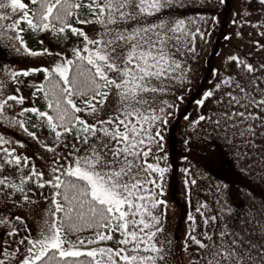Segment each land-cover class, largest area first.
Returning a JSON list of instances; mask_svg holds the SVG:
<instances>
[{
  "label": "snow or ice",
  "instance_id": "1",
  "mask_svg": "<svg viewBox=\"0 0 264 264\" xmlns=\"http://www.w3.org/2000/svg\"><path fill=\"white\" fill-rule=\"evenodd\" d=\"M253 2L264 12V0H247L239 26L264 29L248 19ZM178 7L183 0H0L4 48L55 57L22 72L0 66V127L28 138L0 133V226L11 238L0 241V264H174V240L165 228L163 133L177 105L166 97L190 83L189 54L198 55L196 35L207 34L166 18V10ZM22 23L63 40L65 49L32 51ZM252 47L214 70L191 123L198 126L195 142L213 137L237 160L259 153L264 161V44ZM37 73L43 80L33 85V106L23 107L19 88L8 89L21 75ZM259 175L264 179V166ZM214 195V214L201 212L207 203L197 208L200 238L190 231L182 244L184 252L189 239L196 245L189 264H264V202L241 212L229 203L227 185Z\"/></svg>",
  "mask_w": 264,
  "mask_h": 264
},
{
  "label": "rangeland",
  "instance_id": "2",
  "mask_svg": "<svg viewBox=\"0 0 264 264\" xmlns=\"http://www.w3.org/2000/svg\"><path fill=\"white\" fill-rule=\"evenodd\" d=\"M183 4L184 7L166 10V18L184 19L193 31L199 28L207 34L204 39L196 35L194 45L198 55L193 57L189 54L188 63L192 68L189 74L190 83L186 82L179 90H174V96L166 97L177 105L163 133L165 154L169 165V172L165 178L164 199L167 201L165 228L174 240V264H189V259L195 258L196 245L189 239L188 251L184 252L181 250L182 244L190 231L200 238L204 224L197 208L207 203L209 209L201 208V212L205 215L214 214L211 210L218 207L214 195L218 186L227 185L229 203L237 211L246 212L249 208L259 209L264 202V179H261L259 175L264 161L261 160L260 154L256 153L255 159L237 160L230 146L213 137H208L202 142H195L194 128L198 126L191 123L200 111L196 100L202 97L204 91L212 87L214 70H222L225 67L228 55L251 53L254 51L252 45L257 41L264 44V36L259 34L264 29L252 27L249 24L239 26L241 17L238 13L248 7L247 0H225L223 4L220 0H183ZM252 9L254 14L248 19L253 24L264 23V12L254 2ZM213 18L217 22L214 23ZM233 20L237 23H233ZM82 27L87 30V26ZM6 42L0 36V66L22 72L29 68L45 67L54 63L55 57L47 54L31 56L22 50L21 54L17 55L10 49L4 48L3 45ZM17 87L20 90L19 95L24 97L23 107H31L33 105L31 84L22 79L21 83L13 84L8 89L9 94H13ZM179 96H183L184 99H177L176 97ZM10 103L14 104L16 112L20 110V105L15 102ZM0 133L11 139L28 141V138L19 130L0 127ZM18 151L24 150L18 149ZM25 154L32 156L31 150ZM36 165L38 169L47 171L44 161L37 159ZM249 165L252 167L249 168ZM184 169L189 171L185 172ZM192 178L197 180L195 185L190 183ZM49 191L45 188V195H48ZM39 207L42 210L46 205L41 201ZM20 214L23 215L22 212ZM189 216L193 217L192 221H189ZM28 223L35 228L31 218ZM214 226V222L209 223V233ZM4 240L10 241L11 238L0 226V241Z\"/></svg>",
  "mask_w": 264,
  "mask_h": 264
},
{
  "label": "trees",
  "instance_id": "3",
  "mask_svg": "<svg viewBox=\"0 0 264 264\" xmlns=\"http://www.w3.org/2000/svg\"><path fill=\"white\" fill-rule=\"evenodd\" d=\"M24 3H28V0H22ZM21 27L24 29V31L21 33V35L24 38V41L27 43V46L32 51L36 52H43L44 49H47L50 52H57V51H63L65 49V45L63 40L57 39L54 37L51 33H45V32H33L30 29H28L26 24H21ZM43 40V44L40 43V41ZM22 79L26 82H29L32 87V104L34 101L33 93L35 92V88L33 87L34 84H39L43 80V74L37 73L32 74L27 77L20 76L19 80L20 83L22 82ZM35 104L38 107H41L43 109V101L40 98L35 99ZM33 106V105H32ZM82 235H88V233H83ZM75 239V237H73Z\"/></svg>",
  "mask_w": 264,
  "mask_h": 264
}]
</instances>
